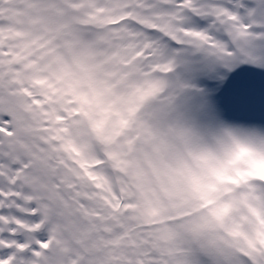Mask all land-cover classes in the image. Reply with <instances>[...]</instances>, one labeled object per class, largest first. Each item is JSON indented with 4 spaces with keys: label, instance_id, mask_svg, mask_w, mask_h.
I'll use <instances>...</instances> for the list:
<instances>
[{
    "label": "snow or ice",
    "instance_id": "snow-or-ice-1",
    "mask_svg": "<svg viewBox=\"0 0 264 264\" xmlns=\"http://www.w3.org/2000/svg\"><path fill=\"white\" fill-rule=\"evenodd\" d=\"M0 264H264V0H0Z\"/></svg>",
    "mask_w": 264,
    "mask_h": 264
}]
</instances>
